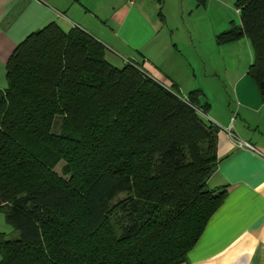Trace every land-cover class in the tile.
I'll return each mask as SVG.
<instances>
[{
  "label": "trees",
  "instance_id": "1",
  "mask_svg": "<svg viewBox=\"0 0 264 264\" xmlns=\"http://www.w3.org/2000/svg\"><path fill=\"white\" fill-rule=\"evenodd\" d=\"M235 7L241 24L217 42L249 38L264 101V0ZM106 48L52 22L6 64L0 210L19 238L0 232V264H180L226 197L206 188L220 128L203 91L182 97L137 64L109 62Z\"/></svg>",
  "mask_w": 264,
  "mask_h": 264
},
{
  "label": "crops",
  "instance_id": "2",
  "mask_svg": "<svg viewBox=\"0 0 264 264\" xmlns=\"http://www.w3.org/2000/svg\"><path fill=\"white\" fill-rule=\"evenodd\" d=\"M232 2L0 0V89L8 85L6 64L20 40L53 22L66 32L84 28L107 46L109 62L137 64L182 97L190 90L203 91L200 102L210 104L205 116L220 128L218 164L206 188L224 186L227 194L180 264H264V101L248 71L223 59L226 52L243 54L252 45L245 36L218 44L219 33L211 29L216 7ZM218 46L226 47L217 65L211 57ZM219 77L224 78L221 85ZM230 132L261 153L238 146Z\"/></svg>",
  "mask_w": 264,
  "mask_h": 264
},
{
  "label": "rangeland",
  "instance_id": "3",
  "mask_svg": "<svg viewBox=\"0 0 264 264\" xmlns=\"http://www.w3.org/2000/svg\"><path fill=\"white\" fill-rule=\"evenodd\" d=\"M236 5V0H233L232 4H223V5H219L216 7L215 12H216V18H214V21L212 23L211 29H213L214 26V31H216L217 33L224 31V29H228L231 25L232 22L234 24H239L241 20H239V12L237 11V7H235ZM212 39H210V41H214V33H212L211 36ZM206 39L205 37H203V40ZM209 40V39H208ZM239 43V42H238ZM235 44V43H233ZM226 45V44H225ZM227 46H231L230 48H233L234 46H241V45H227ZM226 47V46H225ZM225 47H219L220 49H218L216 52H214V54L212 55L211 59H215L217 62V65L220 64L223 59H228V62H233L234 64H239L242 68L241 69H245L247 70V68H249L252 58L251 56L253 55V49L251 46V49L249 50H245L242 52L243 54H238L235 56H229L228 52L225 53V56L223 59H221V55L223 54V49ZM246 47V46H245ZM251 50V51H250ZM114 65L116 66H123L122 63H120L119 61L115 60L113 61ZM219 67V66H218ZM220 69V67H219ZM220 78V77H219ZM248 78L253 81V78L250 77V75L248 76ZM221 79L224 78H220L218 84H222ZM221 82V83H220ZM223 88H224V84H223ZM222 88V91H223ZM224 94V93H223ZM230 93L227 92V94H224L222 97L224 98V100H227V97ZM229 98V97H228ZM230 99H232L230 97ZM64 161L61 162L59 165H57L55 168L57 170V172H59L60 174H62V168L61 166L63 165ZM124 197V194H121L119 196V198ZM6 208H3L0 210V226L2 227L0 232H3L7 238L9 239H15V238H19V234L17 229L8 221H6L5 217H6Z\"/></svg>",
  "mask_w": 264,
  "mask_h": 264
},
{
  "label": "built area",
  "instance_id": "4",
  "mask_svg": "<svg viewBox=\"0 0 264 264\" xmlns=\"http://www.w3.org/2000/svg\"><path fill=\"white\" fill-rule=\"evenodd\" d=\"M230 134L233 136L234 140L238 143V146L248 147L253 151H257L258 153H261V151L256 146L254 147L251 143L244 141V139H240L237 135H234L231 132Z\"/></svg>",
  "mask_w": 264,
  "mask_h": 264
}]
</instances>
